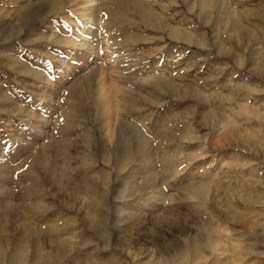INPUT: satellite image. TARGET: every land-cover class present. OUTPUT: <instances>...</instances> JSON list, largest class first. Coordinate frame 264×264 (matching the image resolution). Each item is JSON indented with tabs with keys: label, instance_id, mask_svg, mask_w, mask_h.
Wrapping results in <instances>:
<instances>
[{
	"label": "rangeland",
	"instance_id": "374dc122",
	"mask_svg": "<svg viewBox=\"0 0 264 264\" xmlns=\"http://www.w3.org/2000/svg\"><path fill=\"white\" fill-rule=\"evenodd\" d=\"M0 264H264V0H0Z\"/></svg>",
	"mask_w": 264,
	"mask_h": 264
}]
</instances>
